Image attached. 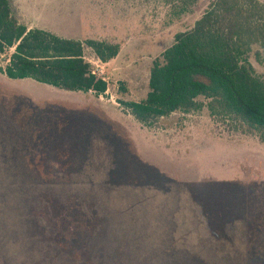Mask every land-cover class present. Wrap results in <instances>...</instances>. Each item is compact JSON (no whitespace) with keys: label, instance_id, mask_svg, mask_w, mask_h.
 <instances>
[{"label":"rangeland","instance_id":"374dc122","mask_svg":"<svg viewBox=\"0 0 264 264\" xmlns=\"http://www.w3.org/2000/svg\"><path fill=\"white\" fill-rule=\"evenodd\" d=\"M213 1L12 0L28 30L120 50L106 64L85 50L101 96L10 80L0 54V264H264L258 137L204 99L151 127L120 104L146 99L154 63Z\"/></svg>","mask_w":264,"mask_h":264},{"label":"trees","instance_id":"16d2710c","mask_svg":"<svg viewBox=\"0 0 264 264\" xmlns=\"http://www.w3.org/2000/svg\"><path fill=\"white\" fill-rule=\"evenodd\" d=\"M186 12L199 0H171ZM91 49L108 63L120 48L99 41L62 39L28 30L16 17L12 0H0V54L13 50L1 73L10 80H32L70 93L107 92V82L85 61ZM264 56V3L214 0L194 28L178 34L154 63L149 89L141 102H121L126 113L151 127L176 113L190 114L205 105L215 118L229 121L264 144V79L250 64L253 50Z\"/></svg>","mask_w":264,"mask_h":264},{"label":"crops","instance_id":"0c3cea01","mask_svg":"<svg viewBox=\"0 0 264 264\" xmlns=\"http://www.w3.org/2000/svg\"><path fill=\"white\" fill-rule=\"evenodd\" d=\"M105 64H106V63H105ZM144 100H145V99H144ZM229 182H236V181L233 180V181H229ZM236 183L239 184L238 181H237ZM259 192H260V191H258V190L253 191L254 195H257V196L260 197V199H263V200H264V189L261 190L260 193H259ZM262 208H263V215H264V204H263V202H262ZM263 229H264V226H263ZM263 231H264V230H263Z\"/></svg>","mask_w":264,"mask_h":264},{"label":"built area","instance_id":"2783aa9c","mask_svg":"<svg viewBox=\"0 0 264 264\" xmlns=\"http://www.w3.org/2000/svg\"><path fill=\"white\" fill-rule=\"evenodd\" d=\"M93 74H94V75H97V73H96V72H94V71H93ZM97 76H98V75H97Z\"/></svg>","mask_w":264,"mask_h":264}]
</instances>
